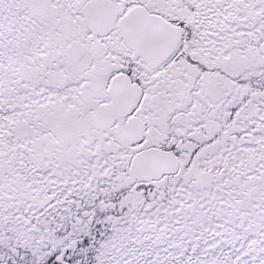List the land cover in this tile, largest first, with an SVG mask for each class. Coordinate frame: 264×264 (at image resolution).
<instances>
[{
  "label": "snow or ice",
  "instance_id": "snow-or-ice-1",
  "mask_svg": "<svg viewBox=\"0 0 264 264\" xmlns=\"http://www.w3.org/2000/svg\"><path fill=\"white\" fill-rule=\"evenodd\" d=\"M0 264H264V0H0Z\"/></svg>",
  "mask_w": 264,
  "mask_h": 264
}]
</instances>
